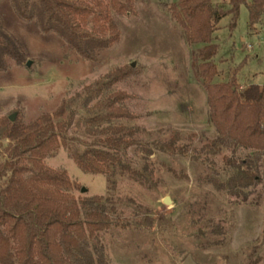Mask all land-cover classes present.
Returning <instances> with one entry per match:
<instances>
[{"label": "rangeland", "instance_id": "374dc122", "mask_svg": "<svg viewBox=\"0 0 264 264\" xmlns=\"http://www.w3.org/2000/svg\"><path fill=\"white\" fill-rule=\"evenodd\" d=\"M177 1L137 2L133 15L120 19L118 42L99 53L96 62L80 59L59 37L42 34L32 22L20 19L9 0L0 1V25L25 55L22 65L6 60V70L0 71V118L15 115L30 124L82 96L85 87L108 74L131 69L114 91L129 96V109L136 116L129 123L138 129L136 143L126 156L138 176L116 175L107 181L77 168L69 151L90 147L101 129L89 123L79 104L72 108L63 146L45 160L78 185L71 191L74 197L102 196L114 209L110 227L99 235L107 264H182L188 256L196 264H247L262 255V185L248 189L243 199L211 184L226 181L232 173L223 161L231 153L212 154L206 147L216 134L208 124L205 91L190 68L191 54L201 46L186 42L169 11ZM247 20V9L241 6L234 30H228L227 17L219 22L213 35L219 72L214 83L226 82L237 71L240 88L263 87L264 25L250 34ZM175 134L177 145L188 149L184 155L160 149Z\"/></svg>", "mask_w": 264, "mask_h": 264}, {"label": "trees", "instance_id": "16d2710c", "mask_svg": "<svg viewBox=\"0 0 264 264\" xmlns=\"http://www.w3.org/2000/svg\"><path fill=\"white\" fill-rule=\"evenodd\" d=\"M145 1L9 0L20 19L32 22L42 34L56 35L86 62H96L99 53L118 42L120 19L133 15L134 5ZM241 6L247 9L252 34L264 25V0H178L169 11L186 42L201 46L191 54L190 68L205 91L208 124L216 134L206 147L212 154L231 153L223 161L232 173L226 181L211 184L246 199V191L259 185L264 194V88H240L237 71L230 72L226 82H213L219 73L213 35L226 17L228 30L236 28ZM24 59L19 42L0 25V71L6 70V60L20 66ZM129 73L131 69L124 68L108 74L85 87L82 96L75 95L30 124L0 118V264H107L99 235L110 227L114 209L102 196L74 197L71 191L78 185L65 170L51 169L45 160L63 146L72 108L79 104L90 116L89 123L101 129L90 147L69 151L77 168L107 181L116 175L138 176L126 156L136 143L138 129L129 124L136 116L129 109V96L114 91ZM178 139L175 134L161 143V151L186 154L188 149L178 146ZM261 245L262 255L247 264H264V208Z\"/></svg>", "mask_w": 264, "mask_h": 264}, {"label": "water", "instance_id": "95a60500", "mask_svg": "<svg viewBox=\"0 0 264 264\" xmlns=\"http://www.w3.org/2000/svg\"><path fill=\"white\" fill-rule=\"evenodd\" d=\"M26 66H29V62L26 63ZM131 67H134V66L131 65ZM14 119H15V115H11V116H9V120H10L11 122H13ZM81 192L83 193V192H85V190L82 188V189H81ZM164 203H165V204H168V203H169V200L166 199V200L164 201ZM182 264H196V263H194L193 260H192V258H191L190 256H188V257L184 260V262H183Z\"/></svg>", "mask_w": 264, "mask_h": 264}, {"label": "built area", "instance_id": "2783aa9c", "mask_svg": "<svg viewBox=\"0 0 264 264\" xmlns=\"http://www.w3.org/2000/svg\"><path fill=\"white\" fill-rule=\"evenodd\" d=\"M248 48H249V46H248ZM263 88H264V85H263Z\"/></svg>", "mask_w": 264, "mask_h": 264}, {"label": "crops", "instance_id": "0c3cea01", "mask_svg": "<svg viewBox=\"0 0 264 264\" xmlns=\"http://www.w3.org/2000/svg\"><path fill=\"white\" fill-rule=\"evenodd\" d=\"M257 31V30H256ZM258 32V31H257Z\"/></svg>", "mask_w": 264, "mask_h": 264}]
</instances>
